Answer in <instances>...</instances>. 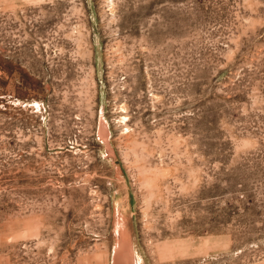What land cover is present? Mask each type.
Segmentation results:
<instances>
[{
    "label": "rangeland",
    "instance_id": "374dc122",
    "mask_svg": "<svg viewBox=\"0 0 264 264\" xmlns=\"http://www.w3.org/2000/svg\"><path fill=\"white\" fill-rule=\"evenodd\" d=\"M264 264V0H0V264Z\"/></svg>",
    "mask_w": 264,
    "mask_h": 264
},
{
    "label": "bare ground",
    "instance_id": "6f19581e",
    "mask_svg": "<svg viewBox=\"0 0 264 264\" xmlns=\"http://www.w3.org/2000/svg\"><path fill=\"white\" fill-rule=\"evenodd\" d=\"M135 254H136V264H140V262H139V255H138V253L137 252H135ZM131 264H134L133 263V259H131Z\"/></svg>",
    "mask_w": 264,
    "mask_h": 264
}]
</instances>
